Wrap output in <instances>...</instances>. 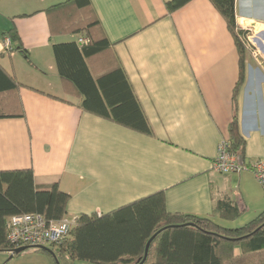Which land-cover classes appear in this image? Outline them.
<instances>
[{"label": "crops", "instance_id": "0c3cea01", "mask_svg": "<svg viewBox=\"0 0 264 264\" xmlns=\"http://www.w3.org/2000/svg\"><path fill=\"white\" fill-rule=\"evenodd\" d=\"M65 1L0 0V63L26 86L19 92L26 117L0 119V169H33L40 189L58 183L71 197L69 220L109 214L160 191L169 213L211 217L226 228L236 220L214 212L219 201L260 214L264 190L250 167L264 160V28L252 40L263 62L246 55L237 98L247 169L219 174L213 166L229 138L240 56L213 3L192 0L168 13L171 0H91L152 127L146 135L83 111L82 99L65 87L53 45L79 36L52 35L45 13ZM236 12L241 29L264 26V0H237ZM13 28L28 58L4 52ZM11 257L0 253V264Z\"/></svg>", "mask_w": 264, "mask_h": 264}, {"label": "trees", "instance_id": "16d2710c", "mask_svg": "<svg viewBox=\"0 0 264 264\" xmlns=\"http://www.w3.org/2000/svg\"><path fill=\"white\" fill-rule=\"evenodd\" d=\"M191 1L171 0L166 4L167 11L173 13ZM210 1L225 18L240 56L229 139L232 152L244 160L246 141L239 131L237 98L245 79L247 32L238 26L237 0ZM45 13L52 35L79 36L76 41L53 45V51L65 87L71 86L82 99L80 108L153 135L91 0H67L51 6ZM6 38L11 41V48L5 53L20 52L28 58L15 28L4 34ZM80 39L86 42L81 43ZM22 87L26 86L0 63V119L26 117L19 94ZM70 198L58 183L38 188L33 169H0V252L18 249L8 240L10 217L40 214L47 222L60 221L67 216ZM214 212L228 220H237L243 214L227 200L219 201ZM155 234L158 235L144 260L146 246ZM33 249L46 253L54 264H264V210L244 226L226 228L211 217L169 213L165 193L160 191L109 214L81 215L65 242L49 248L53 253ZM15 256L18 255L11 258Z\"/></svg>", "mask_w": 264, "mask_h": 264}, {"label": "built area", "instance_id": "2783aa9c", "mask_svg": "<svg viewBox=\"0 0 264 264\" xmlns=\"http://www.w3.org/2000/svg\"><path fill=\"white\" fill-rule=\"evenodd\" d=\"M81 43L86 42L80 39ZM3 50L11 48V41L6 38ZM229 138L221 140L213 169L219 174L239 173L247 167L239 162V157L231 150ZM250 170L264 189V160L256 161ZM76 220L64 218L60 221L47 222L40 214H23L10 217L7 221L8 240L16 247H59L69 237ZM12 255L14 252H10Z\"/></svg>", "mask_w": 264, "mask_h": 264}, {"label": "rangeland", "instance_id": "374dc122", "mask_svg": "<svg viewBox=\"0 0 264 264\" xmlns=\"http://www.w3.org/2000/svg\"><path fill=\"white\" fill-rule=\"evenodd\" d=\"M263 28L264 26H248L243 29L247 32V38H246L247 55L254 56L261 63L263 62V57H262L263 54L255 46L252 40L255 37V35H257V32L263 30ZM252 219H254V216L246 212L245 214H243L240 218H238L235 221L236 226L234 228L244 226L246 223L250 222ZM0 253L6 254L8 258H10V256L12 255V254H8V252H0ZM8 263H11V264H54L51 258L46 253L36 252L33 248L28 249L24 251L23 253H21L20 255L13 257L11 260H9ZM79 264H87V263H79Z\"/></svg>", "mask_w": 264, "mask_h": 264}, {"label": "water", "instance_id": "95a60500", "mask_svg": "<svg viewBox=\"0 0 264 264\" xmlns=\"http://www.w3.org/2000/svg\"><path fill=\"white\" fill-rule=\"evenodd\" d=\"M239 162L241 164H244L243 163V158L242 157H239ZM175 227H179V226H175ZM158 234H155L148 242L147 246H146V250H145V256H144V260L147 258V255H148V252H149V248H150V245L151 243L154 241L155 237L157 236ZM32 247H27V246H24V247H20L18 249H16L13 253L16 254V255H20L21 253H23L24 251L28 250V249H31ZM40 249H43L45 251H48L50 253H53L49 248H46V247H41ZM59 264V263H58Z\"/></svg>", "mask_w": 264, "mask_h": 264}]
</instances>
